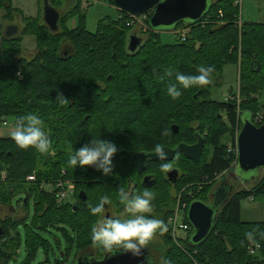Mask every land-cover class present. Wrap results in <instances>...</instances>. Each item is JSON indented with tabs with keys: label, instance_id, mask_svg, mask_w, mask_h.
Wrapping results in <instances>:
<instances>
[{
	"label": "trees",
	"instance_id": "trees-1",
	"mask_svg": "<svg viewBox=\"0 0 264 264\" xmlns=\"http://www.w3.org/2000/svg\"><path fill=\"white\" fill-rule=\"evenodd\" d=\"M108 1L114 7L113 1ZM235 1L219 0L210 5L208 12L197 24L180 23L176 28L191 27L183 43L175 38L173 45L164 46L160 42L159 33L140 32L144 43L135 54L127 51V38L134 24L126 26L130 17L119 11L116 21L107 19L101 22L95 34L85 30L83 16L78 15L79 25L69 32L72 33L71 40L66 30L62 33H52L46 26H39L38 22L32 27L26 25L37 41L38 52L31 61L21 58L22 51L19 46L22 39L16 38L17 35L8 39L2 34L0 123L10 124V120H13L15 125V121L20 117L37 115L44 122L51 149L57 156L48 163L51 164L52 170L36 174L37 160L41 158L42 153L35 148H19L11 137H0V209L6 208L11 214L15 213L11 201L16 193L24 194L26 202L23 201V210L27 208L28 200L34 198L35 216L32 226L26 227L25 246L28 260L34 257L39 247H46L39 233L58 228L64 233L66 248L59 249L64 262L55 264H66L69 251L72 252L71 256L74 254V262L70 264H74L76 258L87 255L84 254L87 251L82 252L79 249L92 245V228L88 223L91 216L89 217L87 207L94 206L93 199L89 197L93 188H102L103 195L100 196L108 197L111 201L107 206L125 218L127 214L124 205L119 203L121 189L126 193L132 192L131 196L145 190L153 192L152 204H155L153 207L158 209V214L149 215L162 222V229L157 233L163 235V241L165 237L171 241L170 226L168 225V229L165 227L167 217L174 210L175 198L172 197V191L180 184L184 175L175 168L180 177L177 185L172 186L165 181L164 171L161 170V165L166 162H149L146 172L155 175L156 182L146 188L142 184L139 185L140 176L130 165L133 155L154 152V144H160L161 148L175 149L180 144L195 143V134L200 135L205 147L197 165L186 160L181 154L176 156L188 163V167L199 168L195 178L203 188L213 185L210 194L220 176L236 164L237 148L233 130H236L235 134L238 136L242 128L241 114L248 113L253 124L258 116H262L264 120V81L258 82L264 76V62L261 57L264 25L244 24L239 32L235 27ZM0 9L4 18L10 21H16L20 16H23L20 19L24 23L34 19L25 17L21 10L15 9L12 0H0ZM219 12L222 14L221 18ZM145 23L149 25L148 17ZM204 23L209 25L203 27L201 24ZM61 24L60 17L59 26ZM44 32L57 36L52 44L49 43L50 48ZM57 40L60 46L58 52L51 50L52 45L58 43ZM66 50L69 53L67 57L64 55ZM90 57L93 62H82L84 58ZM238 57L241 63L239 79L240 86H243V96L246 97L248 93L260 95L254 101H246L239 108L229 101L211 100L213 88L220 81L217 79L221 77L224 67H236ZM18 58L21 61H18ZM19 64H22L21 68ZM201 67L211 69L209 84L189 89H183L177 84L182 95L175 100L168 95L167 88L177 83V72L198 75ZM87 72L92 74L91 84L88 85L83 78L85 74L87 76ZM60 96L67 102H63ZM221 114L225 117L224 120ZM76 123L77 125H74ZM172 125L179 128L177 134L172 133ZM73 126L78 127L80 131L73 129ZM67 128L69 132L73 131L69 140L76 143V149L92 140L102 139L115 143L118 151L112 158L111 175L104 176L94 166L83 167L80 171L90 174L92 182L82 184L84 189H78L76 185L71 198H78L75 199L76 203L64 204V201L60 202L63 203L62 206H58L56 195L42 190L41 185L45 184L44 181L53 184L60 180L68 182V177L70 178L64 170L59 174L57 170V166L61 163L66 165L69 161L65 159L64 147L67 148V141L63 139L65 132H68ZM181 135L183 139L174 147H169V136L176 138ZM229 138L233 152H228L226 142ZM205 153L210 155H207L209 159L203 162ZM260 170L262 176L252 181L255 182L253 187L236 192L231 197L229 203L221 210L209 237L197 246L190 242L193 229L187 220V210L192 202L185 206L182 210V221L190 226L191 232L184 240H179L182 244L180 249L174 247L166 252L163 264H264V236L260 235L264 233V222L251 223L241 220L243 200L264 201V168ZM2 172L5 173L4 180L1 179ZM32 174L35 175V182L31 189L25 185L27 178ZM135 178L139 182L135 181ZM134 184L136 187H133ZM78 185L81 187V184ZM114 188L119 189L116 195L112 193ZM80 192H84L85 200L79 199ZM205 200L194 201L207 203L209 199ZM111 213L112 210L105 209V215L110 216ZM26 219L27 216L16 218L4 216L3 211L0 213V264H7L16 255L20 246L17 228ZM249 231L256 233V244L246 240L245 234ZM66 232H69V236ZM252 245L258 247L250 254L248 249ZM165 247L163 243V252ZM79 252H82V255ZM105 255L104 252L100 256L94 254L97 259Z\"/></svg>",
	"mask_w": 264,
	"mask_h": 264
},
{
	"label": "rangeland",
	"instance_id": "rangeland-1",
	"mask_svg": "<svg viewBox=\"0 0 264 264\" xmlns=\"http://www.w3.org/2000/svg\"><path fill=\"white\" fill-rule=\"evenodd\" d=\"M219 0H207L208 5H212L217 3ZM50 5L59 12L60 17L62 18V24L59 26L58 31L62 33L64 30H66L68 33L74 31L76 29V26L79 25V16H83L84 19V27L85 30L90 33V34H95L97 32L98 26L101 22L111 19L113 21H116L118 19V11L115 9V7L111 6L109 4L108 0H103L97 2L96 0H49ZM237 2H241V5L235 6ZM12 6L15 9L21 10L25 17L29 18H34L30 19L28 21H25L26 23L21 20L23 16L19 19L10 21L8 19L4 18V13L0 9V37H2V34L4 33L5 29L8 26L11 25H16L19 27V30L17 32L16 38L22 39V43L20 44L19 48L22 51L21 53V58H23L26 61H31L37 54L36 52V46H37V41L36 38L33 36L32 31L26 27V25H29L30 27L37 25V22L39 26L43 27L44 22L42 20L43 17V0H12ZM234 6L237 8V15H236V20H235V27L237 30L240 32L241 27L244 24H262L264 25V0H236L234 2ZM240 6V7H239ZM151 12L144 14V16L150 18ZM224 24V23H220ZM203 27H207L209 23H204L201 24ZM26 30V32H25ZM139 28L137 26H134L133 29L131 30L129 37L133 34H138L139 38L142 36L137 33ZM191 31V27L188 28V34ZM25 32V33H24ZM159 34V39L161 44L164 46H171L173 45L176 40L175 36L172 33V29L170 28H159L157 31ZM45 37L47 38V45L49 47V43L52 44L54 39H57V36L52 35L51 33L44 32L43 33ZM128 37V38H129ZM72 38V33H69V39L71 40ZM143 39V38H142ZM58 43H55L52 45L51 50H56L57 52L60 50L59 46V40H57ZM0 43H1V38H0ZM264 45H262L263 48V54L261 55L262 60L264 62ZM50 48V47H49ZM65 49V48H64ZM64 49H61L64 51ZM241 49L238 50L240 52ZM56 52V53H57ZM44 53V52H43ZM59 55V54H58ZM240 56V55H239ZM81 58V56H80ZM92 57L90 58H84L82 61L84 64L88 62H93L91 60ZM18 61H21L20 58H18ZM237 66H226L223 69L222 75L219 79L220 80L217 83V86L213 88L212 95H211V100L213 99L216 102H231L239 106L244 104L246 101H254L257 98L260 97V95H255L252 94L250 95L249 93L246 95V97L243 96V86H240V57H238V62ZM20 68L22 67V64L18 65ZM89 72V70H88ZM87 72V73H88ZM92 77V74L88 73L87 76H83L84 82L88 84L90 83V79ZM216 80V81H217ZM93 81V80H92ZM215 81V82H216ZM256 81V80H255ZM264 81V76L259 79L258 82ZM257 82V81H256ZM93 83V82H92ZM215 84V83H214ZM81 86H85V84H80ZM69 115V113H68ZM222 117V114H221ZM152 118V117H150ZM224 116L222 119L224 120ZM250 118V115L248 113H243L240 116V119L242 123L245 120H248ZM11 123L8 124L6 127H3L0 125V137H11V132L14 130V123L13 120H10ZM74 125H77L74 124ZM77 129V131H80L78 127L73 126V129ZM72 129V128H71ZM68 132H65L63 135V139L67 141V148L65 149L64 147V152H65V159L69 160L71 156V150L76 149V143L73 141L69 140L70 136L72 137V133L69 132V128H67ZM119 130V129H118ZM234 131V136L233 139L236 142V130ZM48 132H46L47 134ZM75 134V133H74ZM181 135L180 137L172 138L169 136V147H174L176 144H178L183 138ZM231 138V137H230ZM230 138L228 139L227 146H231ZM167 139V138H166ZM155 143V142H154ZM61 145L64 146L62 143ZM157 145L160 144H154L153 147H156ZM207 154H204L203 157V162L209 159L207 158ZM56 153L50 149L47 153H42L41 158L37 160V167L35 170V173L37 174L38 172H46L47 170H52L51 164H48L50 161L56 159ZM48 164V165H46ZM171 167L176 168L179 170L184 175V178L180 182V184L175 187V189L172 191V197L174 196L175 201H174V210L171 212V215L167 217V223L168 219H171L174 215V219H177L178 222H181V216L182 212L180 213L178 210L182 211L185 206H187L189 203L193 202L196 199H209L210 198V190L212 189V186H207L205 188L202 187L200 183H198V180L195 178V175L199 173V168H190L188 167V163L182 161L179 157L175 156L173 162H171ZM67 166V167H66ZM235 165L232 167L234 168ZM54 169V168H53ZM58 174L61 172V170H64L67 175L70 176L68 177V184H72L74 186V193H75V187L77 185L78 189H84L83 185L86 182H92V178L90 174L83 173L80 170H83V168L76 166L75 168L69 164V161L66 165L60 164L57 166ZM76 172V174H75ZM227 178L232 181L233 183L238 182L239 186L236 190V192L242 191V190H248L249 188L251 189L254 185L255 182H250L252 178H254L253 175L249 174H243V173H233L230 170H228L224 174H229ZM83 174V175H81ZM165 173H163V176ZM235 174V175H234ZM34 175V174H32ZM259 177L262 176V171H258ZM35 176V175H34ZM124 177H127L126 175H123ZM130 177V175L128 176ZM191 177V179L189 178ZM237 180H236V178ZM258 177V178H259ZM133 178V177H132ZM189 178V179H188ZM238 178L241 179L243 182H247L246 185L243 183L241 184L240 181H238ZM1 179H5V173H1ZM134 179V178H133ZM195 181H194V180ZM135 181L139 182L137 178H135ZM44 185H41L42 190L46 192H51L53 190V183H50L49 181L45 182ZM26 187L33 188L32 185L34 183H30L26 180ZM52 184V185H51ZM81 184V187L78 185ZM141 182H139V185ZM48 185V186H47ZM118 186H121L118 184ZM247 187V188H246ZM98 190V188H93L89 192V197L93 199V204L92 205H97L98 202H100V198H102L103 192ZM163 190V188H162ZM82 191V190H80ZM143 191V190H141ZM119 192V189L114 188L112 189L113 195H116ZM157 192H159L158 187H157ZM100 196V197H99ZM78 198H73L67 200L64 204H73L76 203V200ZM23 201H24V194H14L11 205L15 210V213L9 212L8 209L3 208L0 209L3 211L4 216L9 215V216H15L16 218H22L27 216V219L25 222L21 225L18 226L17 232L20 236V246L16 252V255L14 258L8 262L7 264H55V262H64L65 259H61V253L59 252L60 250H65V238H64V233L61 232V228L58 229H48L45 232L39 233L40 237L44 240L46 243V247H39L34 255V257L31 260H28L27 258V252H26V246H25V240H26V227H31L32 226V220L35 216V210H34V198L31 197L28 200L27 208H23ZM206 201V200H205ZM58 206H62L63 203H60L57 201ZM89 210V217L90 221L89 226L92 228L95 223L97 222V218L99 216H93L90 213V207H87ZM106 210H112V213L110 216L118 217V218H125L124 215H119L118 212L113 211L114 209L110 206H105ZM0 211V213H2ZM10 213V214H9ZM89 220V219H88ZM241 220L243 222H251V223H259V222H264V201L259 200V201H252L250 199L243 200L241 202ZM170 224V223H169ZM71 227V226H70ZM72 228V227H71ZM83 233V231H81ZM67 236H69V232H66ZM162 235L160 233H156L155 236L150 240L147 244V246L151 247V244L153 242H160ZM171 241L168 240V237L164 238L163 243H165L166 247L164 249V252L160 253L154 251L152 253L155 257V264H163L166 256V252L172 250L174 247L175 248H181L182 244L179 242V240H184L186 238V235L183 232H177V238L175 239V235H170ZM167 242V243H166ZM152 248V247H151ZM46 251H48V255H46ZM79 251L86 252L84 254H89V253H94L96 256H100L102 254V250L95 248L93 245L87 246L84 249H79ZM153 251V249H152ZM82 252L80 255H82ZM71 251H69V255L67 257L68 261L66 264L73 263L74 262V254L71 256ZM93 254V255H94ZM71 260V261H70Z\"/></svg>",
	"mask_w": 264,
	"mask_h": 264
},
{
	"label": "water",
	"instance_id": "water-1",
	"mask_svg": "<svg viewBox=\"0 0 264 264\" xmlns=\"http://www.w3.org/2000/svg\"><path fill=\"white\" fill-rule=\"evenodd\" d=\"M117 11L133 17H140L151 12L149 18V29L153 33H158L159 28H170L174 30L180 23L197 24L208 12L210 5L207 0H112ZM43 22L50 32L56 33L59 29L60 14L51 5L49 0H43ZM17 26H8L4 31V36L8 39L14 38L18 32ZM129 37V36H128ZM144 41L138 34H133L127 38V51L135 54L143 45ZM68 50L65 57L68 56ZM264 101V100H263ZM242 123V121H241ZM179 128L171 126L173 134H177ZM196 144H180L175 149L162 147L167 154V160H160L154 152L138 153L131 157L130 165L132 169L141 176L147 169L149 162H166L174 160L176 154H181L186 160L194 165L203 154L205 143L203 138L195 134ZM237 161L230 171L237 174L253 175L257 179L258 171L264 168V122L257 127L251 122V117L242 123V128L236 139ZM148 161L147 165L144 164ZM234 174V175H235ZM230 175V172H229ZM167 181L170 185L176 186L179 180V173L176 169H171L166 173ZM236 178V177H235ZM237 180V178H236ZM241 184L243 182L238 178ZM154 184V177H145L142 185L146 188ZM216 186V185H215ZM238 182L233 183L227 176L222 178L219 187L212 190V199L207 203L201 201L192 202L187 210V220L190 223L193 234L190 242L193 246L203 243L210 235L221 210L229 203L231 197L236 193ZM228 194H226V192ZM79 199L85 200L84 192L79 193ZM26 201L24 200V203ZM108 215V214H107ZM109 216V215H108ZM74 264H150V254L146 248L141 250L139 257L131 253L118 254L115 256H104L101 259L95 258L92 253L80 256Z\"/></svg>",
	"mask_w": 264,
	"mask_h": 264
},
{
	"label": "clouds",
	"instance_id": "clouds-1",
	"mask_svg": "<svg viewBox=\"0 0 264 264\" xmlns=\"http://www.w3.org/2000/svg\"><path fill=\"white\" fill-rule=\"evenodd\" d=\"M171 75V72L168 73ZM211 69L201 67L198 75H185L176 73L177 83L167 88L168 95L172 99H178L182 92L177 84L183 89L194 86H204L210 83ZM63 102H67L62 96ZM11 138L21 149L35 148L40 153H47L51 149V142L44 130V122L35 114H28L15 121ZM118 148L115 143L107 140H92L79 149H72L69 164L74 168L79 166H94L104 176L113 172V156ZM155 154L160 160H167V154L159 145L155 148ZM145 160L144 164L147 165ZM171 165L164 163L161 170L167 172ZM154 193L143 191L140 194L129 196L123 189L119 192V201L124 205L127 218H118L105 215V206L111 204L108 197L101 198L95 206H90V213L99 216V219L91 229V243L95 248L102 250L106 256L131 253L135 257L141 255L155 234L162 229V222L150 217L152 213V201ZM264 236V233H260ZM246 240L256 244V233L249 231L245 234Z\"/></svg>",
	"mask_w": 264,
	"mask_h": 264
},
{
	"label": "built area",
	"instance_id": "built-area-1",
	"mask_svg": "<svg viewBox=\"0 0 264 264\" xmlns=\"http://www.w3.org/2000/svg\"><path fill=\"white\" fill-rule=\"evenodd\" d=\"M96 1L99 2V1H103V0H96ZM238 5H241V2H237L235 6H238ZM129 17H130V21H129V23H127L126 26L129 27L130 25L134 24V26H137L141 32L147 33L150 31L149 27L145 23V21L147 19L146 16L143 15L140 17H133V16L129 15ZM219 17L220 18L222 17L221 12H219ZM187 32H188V29L185 27H180V28H176V29L172 30V33L174 34V36L176 38H178L182 43L186 41ZM263 122H264V120L262 119V116H258L255 118L254 125L257 124L255 126L259 127L263 124ZM0 124L3 127H6L8 125V123H6V122H2ZM228 152H233L232 146L228 147ZM236 152H237V149H236ZM27 181L30 183H34L35 182V176L34 175L29 176L27 178ZM52 186H53V190L51 192H53L56 195V199L58 202L67 201V200L71 199L72 196L74 195V186L72 184H68L65 181L60 180V181L54 183ZM178 211L180 213L182 212L181 219L183 220V211H180V210H178ZM173 217H174V215H173ZM173 217L171 219H168V222L170 223V224L168 223V225L170 226L172 235H175V239L177 238V232H183L185 235H188V233L191 232L190 226L185 224L182 220H181V222H178V220L174 219ZM257 247L258 246H253V245L250 246L248 249L250 254H253L256 251Z\"/></svg>",
	"mask_w": 264,
	"mask_h": 264
},
{
	"label": "flooded vegetation",
	"instance_id": "flooded-vegetation-1",
	"mask_svg": "<svg viewBox=\"0 0 264 264\" xmlns=\"http://www.w3.org/2000/svg\"><path fill=\"white\" fill-rule=\"evenodd\" d=\"M11 26H13V25H11ZM16 26V25H15ZM140 30H138V32L137 33H139L140 34ZM141 35V34H140ZM65 54V53H64ZM194 144H196V142L195 143H193V144H190V145H194ZM171 169H175V168H173V167H171L170 168V170ZM169 171V170H168ZM167 171V172H168ZM167 172H164L165 174V181H167V176H166V173ZM179 173V172H178ZM148 176H152V177H155V175H153L152 173H147L146 171H145V173H143L141 176H140V178H139V181L141 182V184H142V181H143V179L145 178V177H148ZM226 176H229V174L227 173V174H223L222 176H220V178H219V180L217 181V183H216V186L215 187H219L220 186V183L222 182V178H224V177H226ZM179 177H180V174H179ZM154 182H156L155 181V178H154ZM168 182V181H167ZM166 186L168 185L167 183L165 184ZM165 185H163V186H165ZM143 186V185H142ZM162 186V187H163ZM133 187H136V184H134L133 185ZM228 192L229 191H227L226 192V194H228ZM129 194V196H131L132 195V192H129L128 193ZM210 199H212V193L210 194V198H209V200ZM120 203V202H119ZM153 205H155L154 203L152 204V208H153V211H152V215H157L158 213H157V211H158V209L157 208H154L153 207ZM109 215V214H108ZM165 229H168V223H166V227H165ZM161 238V240H160V242H153V244H151V247L150 246H145V248L149 251V254H150V264H155V262H156V260H155V256L152 254V253H154V251H155V253L156 252H159V254L160 253H162L163 252V235L160 237ZM152 249H153V251H152ZM78 258H76V260H77ZM76 262V261H75Z\"/></svg>",
	"mask_w": 264,
	"mask_h": 264
},
{
	"label": "crops",
	"instance_id": "crops-1",
	"mask_svg": "<svg viewBox=\"0 0 264 264\" xmlns=\"http://www.w3.org/2000/svg\"><path fill=\"white\" fill-rule=\"evenodd\" d=\"M68 261H69V260H68ZM68 261H67V262H68ZM67 262H66V263H67ZM69 264H70V263H69Z\"/></svg>",
	"mask_w": 264,
	"mask_h": 264
}]
</instances>
